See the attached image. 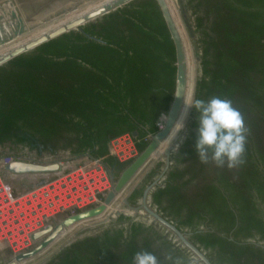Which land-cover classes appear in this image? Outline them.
Returning <instances> with one entry per match:
<instances>
[{
	"label": "trees",
	"instance_id": "trees-1",
	"mask_svg": "<svg viewBox=\"0 0 264 264\" xmlns=\"http://www.w3.org/2000/svg\"><path fill=\"white\" fill-rule=\"evenodd\" d=\"M190 2L201 11L196 23L203 29L195 97L232 102L247 130L245 151L232 168L202 163L193 109L188 137L171 155L174 166L152 192V202L165 218L192 227L194 243L216 251L215 264H264V248L196 227L208 218L226 235L258 232L264 238V0ZM176 63L157 1L133 0L0 67V145L88 154L120 175L128 163L110 155L109 144L136 131L138 149L146 148L172 102ZM144 194L145 184L138 185L129 200L135 205ZM121 220L128 223L74 242L47 264H133L141 251L154 254L159 264H188L159 229L123 215Z\"/></svg>",
	"mask_w": 264,
	"mask_h": 264
},
{
	"label": "rangeland",
	"instance_id": "rangeland-1",
	"mask_svg": "<svg viewBox=\"0 0 264 264\" xmlns=\"http://www.w3.org/2000/svg\"><path fill=\"white\" fill-rule=\"evenodd\" d=\"M114 1L116 0H89L61 14L18 32L0 41V57L11 53L12 51L45 34H48L49 32L54 31L61 26L81 18L82 16L96 10L97 8H100L101 6L113 3ZM168 3L170 5L174 19L182 33L184 44L186 46L185 51L188 75V87L186 93H193V84L194 82H197V79L201 75V38L203 29L200 28L196 23L197 16L201 13V11L196 10L193 5L194 2L191 3L190 0H168ZM104 16H101L91 22L101 21ZM80 28L81 26L77 29L79 30ZM35 49L36 48L26 51L23 54H30L34 52ZM8 62L3 63L1 66L7 64ZM190 117L186 119L187 121L185 120L186 122L184 121L183 127L180 125L178 127L175 126L177 128H174V132H172L158 148V150H156L153 156L139 170V172L126 186V188L117 196L105 213L99 217L77 223L70 228H65L61 234L44 250H42L37 255L17 264H47L74 242L88 236L99 234L106 229L115 228L128 223L123 220L119 221V216L121 215L128 217L129 220L142 222L146 225H150L159 229L164 235L167 236L166 238L168 240H171L175 246L182 249L188 259V264H207L205 259H207L210 264H215L214 261H212L211 255H214L216 251L210 248H205L199 244H195L190 236L192 234V227L182 225L176 219L165 218L160 212L159 208L153 204L151 196H148L146 199H144L143 196V198H140L135 205L129 200L130 194L138 185L145 184L146 193L148 189H151L153 192L154 188L163 184V179L165 178L166 173L172 168V166H174V161L170 158L171 155L178 151V149L183 145L188 137L189 132L187 124L190 120ZM19 145L14 147L15 152L21 150ZM7 148L9 147L2 146L0 153L8 152ZM167 150H169V158H167L165 155ZM57 155L65 160H73V157H75L68 150H59ZM113 168L114 167H111L112 171ZM155 169L156 171H154L150 177L152 171ZM262 170L264 174V167ZM6 175L8 177L7 180L12 184L16 191L24 190L37 180H43L45 178V176H43V178L29 175L16 176L7 173ZM113 176L115 181L119 177V175L116 174H113ZM148 177H150L149 180H146ZM260 209L263 210L264 213L262 205H260ZM158 217H162L172 227L176 228L180 232L181 236L172 231V228L164 226ZM196 227L202 231L217 232L220 235L228 236L230 239H235L239 242L247 241L258 247L264 248V238H262L258 232H254L253 235H250L247 238L234 235L233 232H230L228 235H226L218 223L212 222L208 218L198 222ZM184 241L193 244L197 248L199 254H195L192 250H190ZM12 254L13 253L11 250L7 248H0V264H8L10 261H12L14 259ZM216 262L217 264H221V262Z\"/></svg>",
	"mask_w": 264,
	"mask_h": 264
},
{
	"label": "water",
	"instance_id": "water-1",
	"mask_svg": "<svg viewBox=\"0 0 264 264\" xmlns=\"http://www.w3.org/2000/svg\"><path fill=\"white\" fill-rule=\"evenodd\" d=\"M86 1L89 0H0V41L58 14H61L69 9H72ZM132 1L133 0H116L113 3L101 6L100 8H97L96 10L82 16L81 18L61 26L54 31L49 32L48 34H45L12 51L9 55L0 60V66L17 56L22 55L26 51L37 48L38 46L74 29H77L78 27L85 25L101 16L112 13ZM156 1L161 9L171 37L174 41L177 59L176 85L173 99L167 112V115L170 117L167 127L164 130L157 131L152 136V139L149 141L146 148L141 151L140 155L131 163H129L128 166L121 172L115 181L113 188L107 193L101 204L74 214L67 215L63 219L57 221L55 224L36 232L32 236L33 240L35 241L34 247L27 252L15 256V258L8 264H17L37 255L50 243H52L65 228H70L77 223L99 217L105 213L117 196L126 188V186L136 176L139 170L148 162L156 150H158L162 143L173 132L183 106L182 100L186 99L188 87L186 51L182 33L174 19L168 0ZM195 89L196 82H194L193 88L194 95ZM177 97H180V99ZM191 111L189 112L187 119L190 117ZM132 134L134 137L138 136V132L136 131ZM165 155L167 158H169V150L166 151ZM60 169L61 166L58 162L36 163L23 160H14L4 165V170L8 174L29 175L34 177L48 176L58 172ZM151 194L152 190L148 189L144 194V199H146L148 196L150 197ZM158 219L164 224V226L172 228V231L181 236L180 232L176 228L172 227L165 219L162 217H158ZM184 242L190 250H192L195 254H199L197 248L193 244L186 241ZM205 260L207 264H210L207 259Z\"/></svg>",
	"mask_w": 264,
	"mask_h": 264
},
{
	"label": "built area",
	"instance_id": "built-area-1",
	"mask_svg": "<svg viewBox=\"0 0 264 264\" xmlns=\"http://www.w3.org/2000/svg\"><path fill=\"white\" fill-rule=\"evenodd\" d=\"M19 147L18 152L13 147L0 153V248L11 250L14 258L34 247L33 234L67 215L101 204L115 184L103 158L85 154L65 160L58 152L38 153L27 145ZM140 153L131 133L121 134L109 144V154L121 163H131ZM14 160L58 162L61 169L16 191L4 170V165Z\"/></svg>",
	"mask_w": 264,
	"mask_h": 264
},
{
	"label": "clouds",
	"instance_id": "clouds-1",
	"mask_svg": "<svg viewBox=\"0 0 264 264\" xmlns=\"http://www.w3.org/2000/svg\"><path fill=\"white\" fill-rule=\"evenodd\" d=\"M182 102L183 106L178 118L181 127L191 110L194 109L197 114L195 152L200 161L208 163L211 160L219 167L227 162L229 168L242 163L247 130L242 115L232 106V102L220 97H212L205 101L195 97L194 93H189L187 99ZM169 120V115L161 114L157 127L164 130ZM210 150L211 156H209ZM133 264H159V262L151 252L141 251L135 253Z\"/></svg>",
	"mask_w": 264,
	"mask_h": 264
},
{
	"label": "bare ground",
	"instance_id": "bare-ground-1",
	"mask_svg": "<svg viewBox=\"0 0 264 264\" xmlns=\"http://www.w3.org/2000/svg\"><path fill=\"white\" fill-rule=\"evenodd\" d=\"M10 53H8L7 55H9ZM7 55H5V56H7ZM5 56H3V57H0V60H2ZM193 87H194V84H193Z\"/></svg>",
	"mask_w": 264,
	"mask_h": 264
}]
</instances>
